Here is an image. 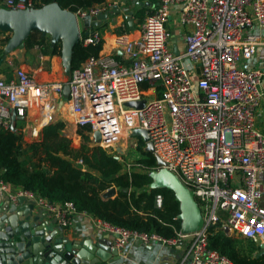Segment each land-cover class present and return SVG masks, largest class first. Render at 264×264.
I'll return each instance as SVG.
<instances>
[{
  "label": "built area",
  "instance_id": "built-area-1",
  "mask_svg": "<svg viewBox=\"0 0 264 264\" xmlns=\"http://www.w3.org/2000/svg\"><path fill=\"white\" fill-rule=\"evenodd\" d=\"M1 4L14 10L36 8L33 0ZM151 10L136 37L123 32L122 25L114 39L115 53L101 51L90 57L69 80L39 83L23 68L16 69L10 80L0 76V128L11 130L12 110L23 120L35 111L39 125L16 128L24 138L38 140L42 129L57 121L68 84L70 97L64 109L78 127L91 128L93 145L123 161L122 156L128 150L137 153L141 143L133 131H145L155 158L164 163L154 170L177 176L194 193L205 220L200 231L184 234L180 229L175 237L165 238L93 217L116 237L114 245L122 258L137 243L158 244L172 250V264H234L210 248L209 227L220 223L224 232L232 231L230 235L259 248L264 245V131L258 127L264 67H248L261 45L257 29H264V0H157ZM109 11V6L97 7L76 15L81 19ZM102 40V34L93 30L84 44ZM138 102L144 106H127ZM94 132L101 134L100 143L94 141ZM126 170L132 172L128 165ZM9 188L0 177V195L13 202L20 197L35 201L64 230L80 214L72 203L54 205L21 187L16 193ZM156 201L160 208L162 196Z\"/></svg>",
  "mask_w": 264,
  "mask_h": 264
},
{
  "label": "trees",
  "instance_id": "trees-1",
  "mask_svg": "<svg viewBox=\"0 0 264 264\" xmlns=\"http://www.w3.org/2000/svg\"><path fill=\"white\" fill-rule=\"evenodd\" d=\"M36 8L57 3L63 10L77 13L89 12L97 7H107V0H33ZM157 0H138L134 12L138 22L130 25L125 19L123 32H131L143 23ZM0 8H4L1 4ZM103 28H96L103 34ZM121 30V29H119ZM118 30V34L121 31ZM2 36V32H0ZM83 35L73 53V71L90 57H97L103 50L104 40L84 44ZM10 36L0 38V62L3 48ZM41 48L43 56H62V45H52L47 36L33 32L25 41V50ZM11 77L8 78L10 80ZM22 121L18 122L20 129ZM66 125L62 120L45 126L38 140L26 143L21 133L0 128V177L13 186L34 193L54 205L72 203L79 213L92 215L113 226L141 233H157L165 238L175 237L182 228L181 204L173 191L151 189L150 174L157 167L153 154L146 152L141 140L142 168L127 172L123 161L99 146L93 145L91 128L78 127L81 145L76 148L73 140L64 135ZM117 189L113 198H104L110 189ZM129 188V192L124 189ZM157 196H162V206H157ZM209 246L234 264H264V256L257 258L259 246L252 241L228 235L218 223L210 229Z\"/></svg>",
  "mask_w": 264,
  "mask_h": 264
},
{
  "label": "water",
  "instance_id": "water-1",
  "mask_svg": "<svg viewBox=\"0 0 264 264\" xmlns=\"http://www.w3.org/2000/svg\"><path fill=\"white\" fill-rule=\"evenodd\" d=\"M127 3L128 0H124L109 12L95 17L88 15L81 19H78L76 13L63 10L57 3L29 10L0 8V32L10 34L3 48V59L17 49H24L28 37L38 31L44 36H49L52 45H62L61 60L65 77L69 80L73 72L74 49L82 41L83 35L88 36L91 30L101 28L107 21L122 14ZM133 15V11L126 12V19L131 20ZM179 53L178 48H175V54ZM62 97L58 107L59 115L70 97L68 84L64 86ZM127 106L142 108L144 102L129 103ZM23 119L12 110V132H18L16 122ZM132 136L140 138L146 144V152L154 155V147L145 131L135 130ZM93 137L96 143L101 142L99 132H94ZM116 159L119 160V157L116 156ZM156 161L158 166H164L159 158H156ZM150 176L153 180L151 189H168L175 193L177 201L181 204L179 219L182 221V232L191 234L200 231L205 225V220L194 193L169 171L153 170ZM124 192H129V188L124 189ZM116 193L117 189L112 188L105 193L104 198H113ZM37 208L35 201L20 197L13 203L8 199L5 207L0 210V264H128L124 262L120 250L112 240L100 239L94 242L89 238L83 243H78L56 239L59 233L50 232L49 226L52 222L42 221L45 215L39 213ZM226 233L233 234L229 230H226ZM262 256L263 244L260 245L256 257Z\"/></svg>",
  "mask_w": 264,
  "mask_h": 264
},
{
  "label": "crops",
  "instance_id": "crops-1",
  "mask_svg": "<svg viewBox=\"0 0 264 264\" xmlns=\"http://www.w3.org/2000/svg\"><path fill=\"white\" fill-rule=\"evenodd\" d=\"M124 0H107V6H109L110 10L121 3ZM126 7V6H125ZM128 9L123 8L122 14L114 17L110 21H107L102 28L103 30V40H104V53H115L114 47V39L115 36L118 35V30L124 25V21L126 19V12ZM134 17V16H133ZM132 25V23H130ZM96 30V29H93ZM93 30L90 32L92 33ZM121 31V30H119ZM135 31L137 36V30H133L129 32V36L132 37V33ZM257 33L260 36L261 45L258 48L257 54L254 58L248 63V67L250 69H256L264 67V29H257ZM7 36H10L8 33ZM135 36V37H136ZM2 37V36H0ZM50 40V37L47 36ZM178 43L181 48H183V40L179 39ZM118 56L122 57V54L118 52ZM23 68L33 74L39 83H47V82H55L62 81V69L63 64L61 57L54 56H43L41 54V48L35 46L29 52H26L24 49L15 50L10 56L6 59H3L0 62V76L9 78L13 77V74L16 69ZM38 106L35 105L34 109H37ZM63 110V111H62ZM61 110V114L58 113L57 120H62L66 127L62 132L64 135L68 137H77L81 139L80 136L77 135L78 126L76 124V119L64 108ZM258 127L260 130L264 131V100L262 102V108L260 110V116L258 118ZM23 125L26 123L32 125L33 127L39 125L40 118L35 114L34 111L29 113V116L26 120H23ZM26 143H31L36 141L35 139L27 136L24 138ZM10 191L12 193H16L19 187L10 185ZM9 197L5 194L0 195V210H2L7 204V200ZM10 200V199H9ZM12 201V200H11ZM13 203V201H12ZM39 213L44 214V218L42 221H51L52 224L49 226V230L58 232V236L56 239H67L72 242L83 243L87 239H92L94 242H97L100 239H107L114 241V236L110 235L106 230L102 229L94 220L92 215L86 213H80L76 215L73 219L72 225L68 229H62L52 217L47 214L45 210H41L37 208ZM34 212L35 214L37 213ZM52 219V220H51ZM123 260V259H122ZM172 250L161 245H152L149 247H143L141 244L137 243L133 245L127 252V257L124 258V262L128 264H172L173 263Z\"/></svg>",
  "mask_w": 264,
  "mask_h": 264
},
{
  "label": "rangeland",
  "instance_id": "rangeland-1",
  "mask_svg": "<svg viewBox=\"0 0 264 264\" xmlns=\"http://www.w3.org/2000/svg\"><path fill=\"white\" fill-rule=\"evenodd\" d=\"M138 0H128V3L126 4V7L125 9H128L129 11H133L135 12L136 9H137V6H138ZM134 17H132L131 20H129V23H132V25H134L135 23L138 22V19H133ZM83 29V28H82ZM133 30H135V28H133ZM179 35V34H178ZM62 76H63V80L66 81L67 78L65 77V74H64V68L62 69ZM66 110V109H65ZM63 111V110H62ZM33 112V111H32ZM34 113L36 114V112L34 111ZM72 140H73V146L78 148L80 147L81 145V139L77 138V137H70ZM30 143V142H29ZM141 143H139V147H140ZM137 148V153H132V152H126L123 156H122V159H123V162L124 164L127 166H129V168H131L132 170L135 168H138L136 166H134L136 163V161L138 159H140V156L142 157V154L141 151H140V148ZM134 166V167H133ZM259 252V251H258Z\"/></svg>",
  "mask_w": 264,
  "mask_h": 264
},
{
  "label": "bare ground",
  "instance_id": "bare-ground-1",
  "mask_svg": "<svg viewBox=\"0 0 264 264\" xmlns=\"http://www.w3.org/2000/svg\"><path fill=\"white\" fill-rule=\"evenodd\" d=\"M136 36V33L135 31L132 33V37L134 38Z\"/></svg>",
  "mask_w": 264,
  "mask_h": 264
}]
</instances>
